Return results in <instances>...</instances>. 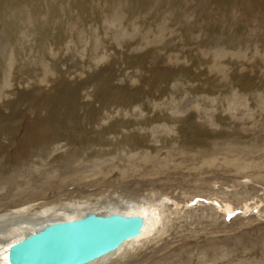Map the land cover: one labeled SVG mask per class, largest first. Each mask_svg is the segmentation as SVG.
<instances>
[{
  "label": "rangeland",
  "instance_id": "374dc122",
  "mask_svg": "<svg viewBox=\"0 0 264 264\" xmlns=\"http://www.w3.org/2000/svg\"><path fill=\"white\" fill-rule=\"evenodd\" d=\"M136 198L122 264H264V0H0V210Z\"/></svg>",
  "mask_w": 264,
  "mask_h": 264
},
{
  "label": "water",
  "instance_id": "95a60500",
  "mask_svg": "<svg viewBox=\"0 0 264 264\" xmlns=\"http://www.w3.org/2000/svg\"><path fill=\"white\" fill-rule=\"evenodd\" d=\"M146 216L95 211L51 222L10 244L6 264H87L139 237Z\"/></svg>",
  "mask_w": 264,
  "mask_h": 264
},
{
  "label": "bare ground",
  "instance_id": "6f19581e",
  "mask_svg": "<svg viewBox=\"0 0 264 264\" xmlns=\"http://www.w3.org/2000/svg\"><path fill=\"white\" fill-rule=\"evenodd\" d=\"M7 75V74H6ZM7 77V76H6ZM32 197V196H31ZM95 200V199H94ZM143 198H136L135 200L126 199L116 201L115 203H88L86 201L76 202L67 201L63 204H35L23 202L12 207L0 210V264H5L7 247L24 238L26 235L41 229L43 226L61 220L75 219L84 213L95 211L98 214H105L109 212H120L124 214H141L146 216V227L142 234L132 240L124 242L117 250L108 253L98 259H95L87 264H117L124 263L131 258V252L128 249L139 241L145 240L149 237L155 226H157L160 214L157 213V208L152 207L153 204H158L164 201L165 198L155 201L154 199L147 202ZM149 201V200H148ZM99 202V201H98ZM257 203V202H255ZM262 204V203H261ZM259 204V205H261ZM240 205H244V210L247 212L253 206L254 202L247 203L241 201ZM219 206V205H218ZM217 206V207H218ZM264 206V204H262ZM220 210H224L223 214H230L233 210V205L228 202L220 205ZM216 211V208L214 209ZM132 260V259H131Z\"/></svg>",
  "mask_w": 264,
  "mask_h": 264
}]
</instances>
